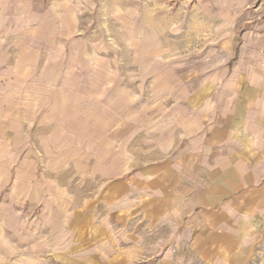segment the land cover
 <instances>
[{
  "label": "crops",
  "instance_id": "1",
  "mask_svg": "<svg viewBox=\"0 0 264 264\" xmlns=\"http://www.w3.org/2000/svg\"><path fill=\"white\" fill-rule=\"evenodd\" d=\"M15 1L0 2V90L22 105V127L87 139L89 206L150 240L130 252L155 264H264L259 0L199 1L211 33L201 69L159 56L141 16L128 38L123 9L111 33L104 4L94 19L97 0Z\"/></svg>",
  "mask_w": 264,
  "mask_h": 264
},
{
  "label": "rangeland",
  "instance_id": "2",
  "mask_svg": "<svg viewBox=\"0 0 264 264\" xmlns=\"http://www.w3.org/2000/svg\"><path fill=\"white\" fill-rule=\"evenodd\" d=\"M199 1L97 0L93 15L99 18L104 4L112 33L118 19L114 9H123L128 38L135 32L133 20L141 16L152 26L159 56L175 69H201L211 33L203 30L209 18ZM21 2L16 0L14 7ZM30 2L43 7L52 1ZM257 3L262 12L256 18L264 23V2ZM1 76H6L5 67H0ZM5 90H0V264H155L159 256L130 252L136 245L148 247L150 240L141 244L129 238L133 229L119 232L113 217L103 219V210L89 206L97 186L85 174L87 139H52L50 128L32 120L22 127V105L14 104L16 97ZM43 106L33 104L34 109Z\"/></svg>",
  "mask_w": 264,
  "mask_h": 264
},
{
  "label": "built area",
  "instance_id": "3",
  "mask_svg": "<svg viewBox=\"0 0 264 264\" xmlns=\"http://www.w3.org/2000/svg\"><path fill=\"white\" fill-rule=\"evenodd\" d=\"M259 1H262V3L264 2V0H259Z\"/></svg>",
  "mask_w": 264,
  "mask_h": 264
}]
</instances>
